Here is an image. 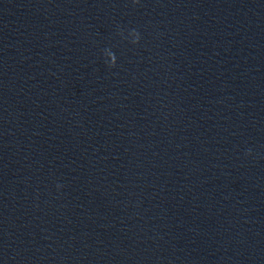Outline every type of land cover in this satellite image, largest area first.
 <instances>
[{"label":"clouds","instance_id":"obj_1","mask_svg":"<svg viewBox=\"0 0 264 264\" xmlns=\"http://www.w3.org/2000/svg\"><path fill=\"white\" fill-rule=\"evenodd\" d=\"M138 37V36H137ZM110 66H115V63H113L112 65H110Z\"/></svg>","mask_w":264,"mask_h":264}]
</instances>
